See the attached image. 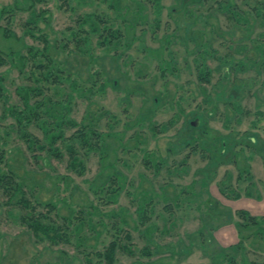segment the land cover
<instances>
[{
  "label": "rangeland",
  "instance_id": "1",
  "mask_svg": "<svg viewBox=\"0 0 264 264\" xmlns=\"http://www.w3.org/2000/svg\"><path fill=\"white\" fill-rule=\"evenodd\" d=\"M255 7L264 0H0V50L49 44L79 92L51 151L42 127L56 122L36 103L42 94L26 108L18 94L36 86L35 71L18 69L13 54L0 63V173L12 171L35 210L65 232L55 243L37 239L25 208L0 189V264H104L113 240L112 264L226 262L223 249L239 241L236 211L264 216V13ZM31 10L43 12L35 25ZM96 17L113 42L100 45ZM64 80L42 91L54 105L72 94ZM14 107L24 109L21 127ZM67 118L100 134L90 139L97 145L75 144L80 168L69 166L76 126ZM243 242L240 253L264 264V237Z\"/></svg>",
  "mask_w": 264,
  "mask_h": 264
},
{
  "label": "trees",
  "instance_id": "2",
  "mask_svg": "<svg viewBox=\"0 0 264 264\" xmlns=\"http://www.w3.org/2000/svg\"><path fill=\"white\" fill-rule=\"evenodd\" d=\"M33 1V0H31ZM263 6V4L258 3ZM29 7L32 8V2H29ZM264 8V7H263ZM256 8L255 7V12L263 15L264 11ZM6 8L2 9V12H5ZM32 11V10H31ZM235 11L233 10L232 14H234ZM43 12L35 14L33 11L31 12V17L28 20V24H36L37 18L39 17H44L42 16ZM232 14H229L230 16ZM237 14H239L237 12ZM39 16V17H38ZM233 16V15H232ZM95 17V16H94ZM236 23H240V21L236 18V15H234ZM233 17V18H234ZM97 18V17H96ZM83 21V19H81ZM98 23L101 25L94 27V31L98 33L99 38H102V42H100V45H103L101 43H110L113 42V40L116 38L115 35H113V31L109 30L108 31V26L104 22L102 18H97ZM234 21V22H235ZM102 27L103 31H99V29ZM28 31V30H27ZM108 31V32H107ZM71 35L73 36L72 38H76L77 31H70ZM4 36H10L11 34L9 31L4 30ZM30 35L35 36V34L30 33ZM42 41L46 42L47 38L41 35H38ZM76 40V39H75ZM77 41V40H76ZM78 42V41H77ZM50 45L45 43L44 46L41 49H36L34 47H28L26 52L27 53H19V52H5L0 50V63H4V56L5 55H14L12 56L13 62L15 63L16 67L18 69H22L26 63L30 64L31 68L29 71H35V73L31 72L28 73V77L34 79L35 81V87L33 89H28V87H24L21 90H19L18 94L20 95V99L22 100L23 104L25 105L24 107H28V101L31 99L30 94L33 93V95H38L42 94V98L39 100H36V103H38L39 107H44V115L47 116L48 118H54L56 122L55 128H49L47 125L50 124L48 122L47 125L43 128V133L44 137L46 140V144L48 148L53 151L55 149L52 148V145L59 139V137L63 136L62 130L60 131H55L54 129H58V127L62 128V123L63 120H65L66 114L68 111L71 110L70 104L73 98V93L79 94L77 91V83L76 80L71 79L70 73H66V70L63 68L59 67L57 64V61L50 55L49 51ZM35 57H41V59L35 58ZM203 70V69H202ZM206 71V69H205ZM66 73V74H65ZM204 73V71H203ZM205 74V73H204ZM206 75V74H205ZM70 81L69 86L72 89V94L71 93H61V95H65L63 98H67V102L60 103V105H54L57 103L56 101H52L50 97H46V95H43V92L45 87L49 88L50 86H45V84L52 85V84H59L63 81L64 79H68ZM205 80L206 77H205ZM43 90H42V88ZM3 94V87H2V76H0V97ZM62 99V98H61ZM65 100V99H63ZM23 110L20 108L14 107V109L10 110L11 113L13 114V118L15 119V124L16 126L21 127V120L23 116ZM29 116L32 117V119L38 120L41 115L40 113L33 111L29 112ZM29 121V120H26ZM66 122L69 123L72 126H76V129L74 130V133H72L71 138H69V144H66L65 149L68 151L69 155V166L75 167L78 165L80 168V160L77 156V152L75 149V144L78 143L81 147H90L91 145H95L97 142L98 138L100 137V134L96 131L94 127H90L89 124H83L82 121L80 122L81 124H77L75 121H73L70 118L66 119ZM46 124V120H42L40 124ZM41 127V126H40ZM21 137L24 138L27 147L34 149L36 147V142L39 141L38 138L34 137L32 134L28 132H23L21 134ZM94 138L95 141L90 144V139ZM250 142L255 144L254 140L249 136ZM97 145V144H96ZM51 146V147H50ZM42 148L44 147L43 145L41 146ZM247 147V145H246ZM55 155H60V152H53ZM248 169V167H247ZM119 187V186H118ZM0 189L2 192L9 197H16L17 200L16 202L19 204L20 207L25 208V217L26 220L24 221L25 224L28 226L29 230L37 237L39 236H45L49 241L55 243L60 240H65L64 235L65 232L63 231L62 223L61 225L57 224V222L54 219H51L48 214L42 213V212H37L35 210V205L30 202L24 194L23 187L22 185L15 180L14 175L12 174V171H7L5 173L1 172L0 173ZM234 198L239 197L238 194H235L233 196ZM45 208H47V212L51 213L53 209L55 208L53 204L51 203H40ZM237 216L239 218V222H237L235 225L237 227V232L239 236V241L236 244L230 245L227 248L223 249V254L222 257L225 258V263L224 264H256L255 261L247 260L245 258L246 254L244 252L240 253V249L243 247V241L248 238H252L255 236H261L264 237V216H255L250 214L248 210L245 209H240L236 211ZM23 219V218H22ZM66 220V218H64ZM250 230L249 233H246L245 231ZM124 238H129L127 237L126 234L124 235ZM124 246V245H122ZM118 244H116V241H110L108 246L105 248L103 251V260L105 261L104 264H112L115 256V252L118 248ZM240 253V254H239ZM240 255L239 258L236 259L237 255Z\"/></svg>",
  "mask_w": 264,
  "mask_h": 264
}]
</instances>
